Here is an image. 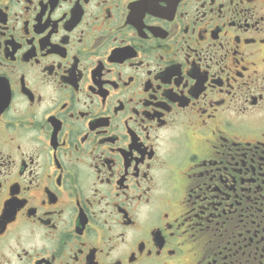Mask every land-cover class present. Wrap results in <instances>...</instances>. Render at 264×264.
Here are the masks:
<instances>
[{"label": "flooded vegetation", "instance_id": "flooded-vegetation-1", "mask_svg": "<svg viewBox=\"0 0 264 264\" xmlns=\"http://www.w3.org/2000/svg\"><path fill=\"white\" fill-rule=\"evenodd\" d=\"M0 264H264V0H0Z\"/></svg>", "mask_w": 264, "mask_h": 264}]
</instances>
